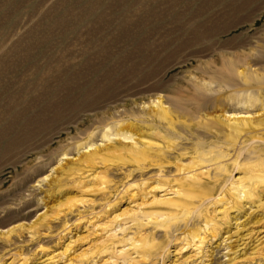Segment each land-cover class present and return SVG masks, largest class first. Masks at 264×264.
<instances>
[{"label":"rangeland","instance_id":"rangeland-1","mask_svg":"<svg viewBox=\"0 0 264 264\" xmlns=\"http://www.w3.org/2000/svg\"><path fill=\"white\" fill-rule=\"evenodd\" d=\"M263 174L264 0H0V264H264Z\"/></svg>","mask_w":264,"mask_h":264},{"label":"bare ground","instance_id":"bare-ground-1","mask_svg":"<svg viewBox=\"0 0 264 264\" xmlns=\"http://www.w3.org/2000/svg\"><path fill=\"white\" fill-rule=\"evenodd\" d=\"M252 70V69H251ZM251 76V75H250ZM251 78V77H250ZM163 110V109H162ZM162 113H163V111H161ZM166 112V111H165ZM164 112V113H165ZM135 157H137V158H144L145 157V153H143V152H138V153H135ZM133 156H134V153H133ZM146 159V158H145ZM264 175V174H263ZM256 176V175H255ZM257 178H260L261 180H264V177H262V176H256ZM255 177V178H256ZM194 186V185H193ZM251 191V190H250ZM246 193V192H245ZM246 196H249V197H251L252 196V194L251 193H246ZM146 243V242H145ZM217 261V260H216Z\"/></svg>","mask_w":264,"mask_h":264}]
</instances>
